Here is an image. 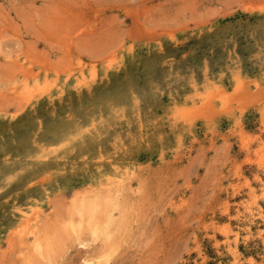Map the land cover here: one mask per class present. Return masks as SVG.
<instances>
[{"label": "rangeland", "instance_id": "374dc122", "mask_svg": "<svg viewBox=\"0 0 264 264\" xmlns=\"http://www.w3.org/2000/svg\"><path fill=\"white\" fill-rule=\"evenodd\" d=\"M259 202L264 0H0V264H264Z\"/></svg>", "mask_w": 264, "mask_h": 264}, {"label": "crops", "instance_id": "0c3cea01", "mask_svg": "<svg viewBox=\"0 0 264 264\" xmlns=\"http://www.w3.org/2000/svg\"><path fill=\"white\" fill-rule=\"evenodd\" d=\"M241 159H242V157H237V162H240L241 161ZM240 169H241V171H242V173L244 174V177H246V178H248L249 180H251L252 179V176L255 174V173H258V174H262L263 175V171H260V170H258L257 168H256V166H253V165H248V164H241L240 165ZM231 175H229V177H230ZM228 180H232V182L233 183H235V182H237V183H243V178H240L238 181L236 180V179H228ZM251 186L252 187H256L257 186V183H255V182H253V181H251ZM241 192H242V194H241ZM247 192V188H245V187H243L241 190H240V192H239V195H241V196H244V193H246ZM245 199H246V197H244ZM243 198V199H244ZM239 200H241V199H239ZM238 200V203L240 202ZM237 203V202H236ZM259 204H260V206L262 207V208H264V205H263V203H261V202H259ZM238 209H242V207L240 208V207H238ZM244 214V216H246V220H242V221H238V222H242L245 226L247 225V224H249L250 225V230H251V232H252V234H254L255 232H256V226L255 225H258V227H259V229H263V226H264V221L263 220H261V219H258V218H256V217H254V218H252L248 213H243ZM244 216H242L241 218H243ZM241 223V224H242ZM246 231V230H245ZM251 256H253L251 253H246L245 255H243V259H244V264H249L248 262H247V259L249 258V257H251Z\"/></svg>", "mask_w": 264, "mask_h": 264}, {"label": "bare ground", "instance_id": "6f19581e", "mask_svg": "<svg viewBox=\"0 0 264 264\" xmlns=\"http://www.w3.org/2000/svg\"><path fill=\"white\" fill-rule=\"evenodd\" d=\"M121 181V179H119V181L118 182H120ZM121 183V182H120ZM120 183H118V184H120ZM117 184V186H119ZM122 184V183H121ZM116 186V188L115 189H110V190H112L109 194H111L113 197H114V195L116 194L117 195V193L119 192V190H118V187ZM120 187V186H119ZM120 189V188H119ZM116 195H115V197H116ZM91 199V198H90ZM99 201L100 200H97V199H92V200H88V201H84L83 203H82V205H80V208L78 207V209L80 210V211H78L79 213H81L82 212V214L84 215V214H90L91 215V218L92 217H95L97 214H98V211H99V208H100V203H99ZM101 202V201H100ZM113 204V203H112ZM100 210H102L103 211V209H101L100 208ZM101 211V212H102ZM106 211V210H105ZM109 211V210H108ZM109 214V213H108ZM107 214V215H108ZM36 215V214H35ZM29 216V215H28ZM108 217V220L109 221H111L113 218H112V216H107ZM98 219V218H97ZM37 220V219H36ZM36 220H34L33 222L34 223H31L30 224V221H31V219L30 220H28V219H26V221H24L23 223H22V226H23V228H24V231H27V233H29V232H31V230L33 229V226L35 225V221ZM92 220V219H91ZM92 222V221H91ZM112 222V221H111ZM110 223V222H109ZM94 225V224H93ZM98 228V226H97V224H96V229ZM94 229V228H93ZM98 230H99V228H98ZM34 232V231H33ZM96 232H97V230H96ZM33 235V234H32ZM37 241V240H36ZM39 245L41 246V244L39 243ZM39 247V246H38ZM40 248V247H39Z\"/></svg>", "mask_w": 264, "mask_h": 264}]
</instances>
